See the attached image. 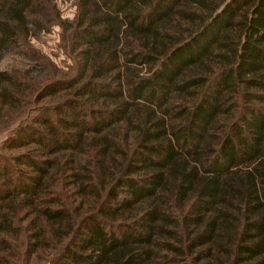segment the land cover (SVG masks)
Masks as SVG:
<instances>
[{
  "label": "trees",
  "instance_id": "trees-1",
  "mask_svg": "<svg viewBox=\"0 0 264 264\" xmlns=\"http://www.w3.org/2000/svg\"><path fill=\"white\" fill-rule=\"evenodd\" d=\"M0 264H264V0H0Z\"/></svg>",
  "mask_w": 264,
  "mask_h": 264
},
{
  "label": "rangeland",
  "instance_id": "rangeland-1",
  "mask_svg": "<svg viewBox=\"0 0 264 264\" xmlns=\"http://www.w3.org/2000/svg\"><path fill=\"white\" fill-rule=\"evenodd\" d=\"M64 15L65 17L72 18L74 15V8L68 5L64 8ZM59 31L56 30L52 35L43 36L40 39V42L36 43V46L40 49H42L45 53L50 55L55 61L59 63H63L64 56L61 54L62 52L58 50V44H59ZM11 61L8 59V61H4L2 63V68L7 67ZM68 63V62H67ZM5 153L6 151H2V153ZM8 155V153L6 152ZM11 155H13L11 153Z\"/></svg>",
  "mask_w": 264,
  "mask_h": 264
}]
</instances>
